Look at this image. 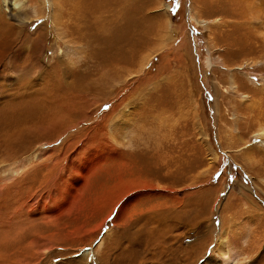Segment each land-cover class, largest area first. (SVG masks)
<instances>
[{
    "label": "rangeland",
    "instance_id": "1",
    "mask_svg": "<svg viewBox=\"0 0 264 264\" xmlns=\"http://www.w3.org/2000/svg\"><path fill=\"white\" fill-rule=\"evenodd\" d=\"M49 1L0 0V221L41 264H264V0Z\"/></svg>",
    "mask_w": 264,
    "mask_h": 264
},
{
    "label": "bare ground",
    "instance_id": "2",
    "mask_svg": "<svg viewBox=\"0 0 264 264\" xmlns=\"http://www.w3.org/2000/svg\"><path fill=\"white\" fill-rule=\"evenodd\" d=\"M7 1V0H6ZM58 1V0H57ZM234 1V0H232ZM237 1V0H236ZM249 1V0H247ZM255 0H252L249 4V2H247V8L249 9V14H250V18H252V20H259V18L255 17L254 15H252V7L254 6L253 3H254ZM87 2H91V6L93 5V7L90 9V10H93V8L95 7V0H90V1H87ZM245 2V0H244ZM50 3V8L52 10V20L54 19V16H56V14L59 15V13L57 12V4L55 3V0H50L49 1ZM59 3V1H58ZM114 3V2H113ZM239 4V3H238ZM258 4V3H257ZM18 3L14 2V7L13 9H15L17 7ZM60 5V3H59ZM89 5V4H88ZM98 5V4H97ZM103 5V4H102ZM11 7V9H12ZM60 7V6H59ZM12 9V10H13ZM59 9V8H58ZM61 9V7H60ZM63 9V8H62ZM165 12H166V9H164ZM168 13V11H167ZM168 18H170V16H168ZM58 19V17H57ZM18 21V20H17ZM53 22L55 23V21L53 20ZM168 22V21H167ZM18 23V22H17ZM262 23V22H261ZM57 24V23H55ZM206 28V27H205ZM209 29V27H208ZM153 56V55H152ZM152 56L145 62V64L142 66V70L147 66V63L151 60ZM208 65L209 67L213 66V63H212V59L208 58ZM141 70V71H142ZM140 71V72H141ZM237 84L235 83V80L234 78H230V91L231 92H236L237 91ZM246 96H244L243 98H245ZM72 129V128H71ZM255 137H260V138H257V139H262V142L260 143V145L258 146H254V147H249L247 150H243V157H251L252 155H249L247 156V153L250 152V151H253V150H250V149H260L262 151V153L264 152V126H262L255 134ZM12 142V141H11ZM9 143V142H8ZM51 143V142H50ZM44 145V144H43ZM10 147V146H9ZM11 149V147H10ZM9 149V150H10ZM8 150V151H9ZM44 150V149H43ZM12 151V150H11ZM44 152V151H43ZM42 153V151H41ZM13 155V154H12ZM11 155V156H12ZM8 156L11 158L10 156V153L8 154ZM14 158V157H12ZM213 158V157H212ZM7 159V158H6ZM15 159V158H14ZM215 159H218V156L216 155L215 156ZM249 160V159H248ZM252 162H256V163H262L264 162V157L261 156L260 159L258 160H255V159H252L251 160ZM2 162H7V163H10V161L8 160H2ZM4 164V163H2ZM77 170V169H76ZM85 170H82V169H78L77 172L78 174L81 176H84L83 173H84ZM18 169H14V168H10L5 176V180L6 181H11V177L14 179L15 175H18ZM85 174V173H84ZM78 175V176H79ZM77 176V175H76ZM1 177H4V176H1ZM0 177V184L2 183V179ZM4 182V181H3ZM10 184V183H9ZM3 186V185H1ZM5 187V186H3ZM0 191H1V187H0ZM2 203V202H0ZM30 203V202H29ZM8 204V203H7ZM10 204V203H9ZM39 204V203H37ZM36 204V206H37ZM116 205V204H115ZM114 205V206H115ZM27 207V206H26ZM9 208V207H8ZM11 208V207H10ZM9 208V209H10ZM6 209V208H5ZM7 210V209H6ZM9 211V210H8ZM32 213V212H30ZM7 216V215H5ZM15 217V215L13 216ZM163 215L162 213H151V218L156 225L158 226H163L162 222H163ZM262 217V216H261ZM2 218V217H1ZM5 218V217H4ZM32 218V217H30ZM35 218V217H33ZM32 218V220H33ZM18 218H13L11 220H4V222L2 223V221H0V231H2L0 233V264H41L40 263V257L41 256H45V252L43 253H40L38 248H39V244L37 242L39 241H42L40 240L41 237L39 235V238L38 240L36 239V237H34L35 239L33 241H30L28 238H26L24 236V229H23V226H22V223L21 222H18L17 221ZM31 220V221H32ZM105 221V220H104ZM103 221V223H104ZM102 223V225H103ZM153 223V227L155 226V224ZM101 225V226H102ZM148 225V223H146V226ZM28 227V226H27ZM231 228V227H230ZM152 230V233H153V229H150ZM28 231V230H26ZM223 231V230H222ZM231 232L232 231H225V232H222L221 233V237L219 238L218 240V243L216 245V256L218 258V262H220L221 264H234L235 263V259L232 255V249H231V245H232V237H231ZM44 241V240H43ZM23 245V246H22ZM101 246V244H100ZM233 248V247H232ZM235 254V253H234ZM236 255V254H235ZM241 256V255H240ZM232 259L233 262H232ZM86 262V261H85ZM71 264H78L76 261H73Z\"/></svg>",
    "mask_w": 264,
    "mask_h": 264
}]
</instances>
